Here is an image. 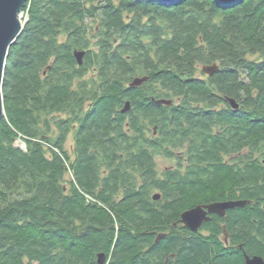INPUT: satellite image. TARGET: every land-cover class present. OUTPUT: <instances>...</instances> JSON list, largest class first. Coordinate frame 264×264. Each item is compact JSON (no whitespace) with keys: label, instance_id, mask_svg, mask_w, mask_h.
I'll use <instances>...</instances> for the list:
<instances>
[{"label":"trees","instance_id":"16d2710c","mask_svg":"<svg viewBox=\"0 0 264 264\" xmlns=\"http://www.w3.org/2000/svg\"><path fill=\"white\" fill-rule=\"evenodd\" d=\"M24 11L3 82L0 264H99V255L106 264L207 262L209 246L175 224L232 191V171L218 161L231 139L264 159V0H28ZM75 52L85 53L81 66ZM213 65L208 82L195 77ZM188 98L209 106L229 98L240 109L218 115L227 132L196 145L187 171ZM195 113L203 123L215 116ZM158 158L175 166L160 171ZM202 161L217 164L210 180L201 179ZM257 165L253 198L264 193ZM258 208L240 211L239 222L254 227L253 214L263 225ZM246 231L250 249L257 241Z\"/></svg>","mask_w":264,"mask_h":264},{"label":"flooded vegetation","instance_id":"af4514ba","mask_svg":"<svg viewBox=\"0 0 264 264\" xmlns=\"http://www.w3.org/2000/svg\"><path fill=\"white\" fill-rule=\"evenodd\" d=\"M201 68V71H198L195 77L199 80L208 82L212 76H214V73L212 75L206 73L204 70L205 66ZM196 109L212 113L215 116L209 121V123H203V121L200 120L201 117L196 116ZM239 109V105L237 109L233 108L229 102V98L217 102L214 106H209L206 103H196L193 99L188 98L184 119L186 130L183 145L185 170L188 171L189 168L196 166L194 163L195 159H193L194 155L192 153L197 148L196 145H203L205 137L209 138L208 136H210L212 137L211 141H213L215 137L224 134V131L227 132L228 128L222 126V121L219 120L218 115L230 111L237 112ZM200 126L203 129H201V135L198 136L197 129ZM74 129L77 130L78 127L76 126ZM220 138H222V136ZM232 138H234V134H232ZM225 141L230 143L228 138H225ZM75 145L76 144H74V149ZM219 155V163L232 171L231 180L234 182L232 191L224 189L219 196L207 198L186 210L189 211L196 207L202 209L204 219L197 231L182 224L180 220L179 224H175V226H180L183 229V234L188 239H200L201 242L206 243L209 246L211 253L210 259L204 264H222L224 262V264H226V260H220L226 259L224 253H228L233 258L235 257V259H240V262L232 260L231 263L249 264L252 260H257V263L254 264H264V237L259 233L261 229L264 230V224H259L258 219L255 218L253 214L249 220L255 225L254 227H248L243 222H239L240 211L249 210L253 213L256 208L259 207V212L264 213V193H258L256 195L257 198H253L255 186L252 176L253 173H255L254 166L256 167V164L258 163V172L261 171L258 179L262 184L264 180V159L257 162L256 160L259 157L257 153L251 150L249 146H244L239 150L237 145H235V142H232V139L231 143L228 144L226 149H224V152L220 151ZM178 156H180V154H178ZM172 161L175 162V158L172 159ZM214 163L215 162L213 161H202L200 163L202 166L201 175H203L201 179L210 180L213 178L217 165ZM238 176L241 178L240 182L238 181ZM191 178L193 177L189 176L187 177V180L190 181ZM228 203H241L243 206L226 210H210V206ZM246 229L250 230V237L257 241V244L252 242L254 247L250 249H247V247L250 246L248 242L249 240L247 241L245 240L246 238H244L247 234ZM162 238L163 237H161V239ZM166 264H168V260L166 261Z\"/></svg>","mask_w":264,"mask_h":264},{"label":"water","instance_id":"95a60500","mask_svg":"<svg viewBox=\"0 0 264 264\" xmlns=\"http://www.w3.org/2000/svg\"><path fill=\"white\" fill-rule=\"evenodd\" d=\"M166 3H172L177 0H157ZM221 4H238L242 3L244 0H216ZM28 0H0V121L5 117V108H4V97H3V82L5 75L6 61L10 48L17 39L20 37L24 25L21 21V13L24 11ZM85 56L84 52H75V57L81 66L83 64V58ZM205 72L208 74H213L218 71V66L213 65L211 67H206ZM148 81L147 77L136 78L131 83V87H141L144 83ZM230 104L233 108L237 109L238 104L235 100L229 99ZM158 104L171 106L172 101L161 100L158 101ZM130 110V104L127 103L123 113ZM154 134H157V129L155 128ZM153 199L159 201L161 199L160 194H155ZM241 203H228V204H217L210 206V210L217 211L219 209H232L235 207H242ZM204 219L203 211L200 207H196L192 210L182 213L180 222L190 229L197 231L199 226L202 224ZM106 257L104 255H99V264H106ZM257 260H252L249 264L257 263Z\"/></svg>","mask_w":264,"mask_h":264},{"label":"rangeland","instance_id":"374dc122","mask_svg":"<svg viewBox=\"0 0 264 264\" xmlns=\"http://www.w3.org/2000/svg\"><path fill=\"white\" fill-rule=\"evenodd\" d=\"M25 10V9H24ZM21 19L23 21V24L26 23L28 21V14H26V12L24 11L22 14H21ZM199 69V72L201 71V67L198 68ZM21 143L20 142H16V146L20 145ZM74 138L73 136H70L68 142H67V150L69 151L70 153V156H71V159L73 160L74 159ZM158 167H159V170L162 171L168 167L172 168L175 166V162H173L172 160H167L165 158H158ZM72 176L71 175H68L67 176V180L70 181L72 180L71 179ZM67 185L69 186V184L67 183Z\"/></svg>","mask_w":264,"mask_h":264},{"label":"built area","instance_id":"2783aa9c","mask_svg":"<svg viewBox=\"0 0 264 264\" xmlns=\"http://www.w3.org/2000/svg\"><path fill=\"white\" fill-rule=\"evenodd\" d=\"M17 141L21 143L20 145H18V148L22 149L23 151H26V144H25L24 140L22 138H19ZM46 146H48V145H46Z\"/></svg>","mask_w":264,"mask_h":264},{"label":"bare ground","instance_id":"6f19581e","mask_svg":"<svg viewBox=\"0 0 264 264\" xmlns=\"http://www.w3.org/2000/svg\"><path fill=\"white\" fill-rule=\"evenodd\" d=\"M26 5H27V4H26ZM23 12H24V11H23ZM23 12H22V13H23ZM22 13H21V14H22ZM20 19H21V17H20ZM21 21H22V19H21ZM22 22H23V21H22ZM24 24H25V23H24ZM24 24H23V25H24ZM208 67H209V66H208ZM205 68H206V67H205ZM125 106H126V105H125ZM123 110H124V109H123ZM154 201H155V200H154ZM159 240H161V237H159L157 241H159Z\"/></svg>","mask_w":264,"mask_h":264}]
</instances>
